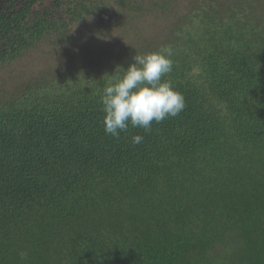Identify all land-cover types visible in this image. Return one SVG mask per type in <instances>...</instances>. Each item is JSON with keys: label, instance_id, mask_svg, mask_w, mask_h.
I'll list each match as a JSON object with an SVG mask.
<instances>
[{"label": "trees", "instance_id": "trees-1", "mask_svg": "<svg viewBox=\"0 0 264 264\" xmlns=\"http://www.w3.org/2000/svg\"><path fill=\"white\" fill-rule=\"evenodd\" d=\"M47 1L0 0V67L92 12ZM177 20L158 44L0 99V264H264V0H197ZM162 47L185 109L105 134L104 87Z\"/></svg>", "mask_w": 264, "mask_h": 264}, {"label": "rangeland", "instance_id": "rangeland-1", "mask_svg": "<svg viewBox=\"0 0 264 264\" xmlns=\"http://www.w3.org/2000/svg\"><path fill=\"white\" fill-rule=\"evenodd\" d=\"M134 1L146 9L145 13L131 12L115 0H78L90 6L89 16L79 23L67 19L63 30L43 39L17 61L0 67V99L12 96L41 76L88 64L101 67L123 54L125 49L139 51L150 44H158L177 19L197 2L174 0L165 15L151 7V0ZM52 4V0H48L45 7L50 8Z\"/></svg>", "mask_w": 264, "mask_h": 264}, {"label": "clouds", "instance_id": "clouds-1", "mask_svg": "<svg viewBox=\"0 0 264 264\" xmlns=\"http://www.w3.org/2000/svg\"><path fill=\"white\" fill-rule=\"evenodd\" d=\"M174 52L162 47L154 52L133 56V62L123 74L109 80L100 97L105 134L119 138L129 126L141 128L145 133L152 124L178 116L186 107L185 97L166 77L173 70ZM144 137L136 134L131 140L140 144Z\"/></svg>", "mask_w": 264, "mask_h": 264}]
</instances>
